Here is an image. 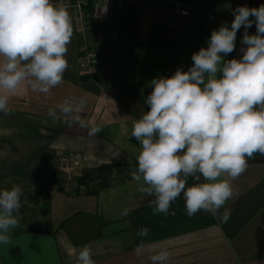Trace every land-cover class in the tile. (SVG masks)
I'll list each match as a JSON object with an SVG mask.
<instances>
[{"label": "crops", "instance_id": "crops-1", "mask_svg": "<svg viewBox=\"0 0 264 264\" xmlns=\"http://www.w3.org/2000/svg\"><path fill=\"white\" fill-rule=\"evenodd\" d=\"M261 4L264 0H132L108 22L92 21L84 38L68 9L74 35L63 82L48 95L22 87L10 97L11 114L0 112V188L16 184L23 190L18 225L10 243L0 244V264H75L83 245L92 249L96 264H151L149 257L161 249L170 252L168 264H264V155L248 158L246 171L231 180L233 196L215 214L189 217L181 195L169 215H153L152 197L130 175L140 150L131 135L133 121L148 111L149 82L177 68L187 71L192 54L207 48L211 31L231 25L233 9ZM177 9L191 14L181 17ZM125 15L134 18L133 32L123 27ZM248 31L254 35L255 25ZM243 32H237L236 48L226 59L241 58ZM81 46L96 55L94 77L79 68ZM67 97L86 98L80 115L100 133L89 136L59 110L58 120L48 115L49 107ZM84 153L87 168L109 167L120 180L86 195L58 192L45 198L50 186L63 181L58 160ZM142 227L150 229L148 236L136 235Z\"/></svg>", "mask_w": 264, "mask_h": 264}, {"label": "clouds", "instance_id": "clouds-1", "mask_svg": "<svg viewBox=\"0 0 264 264\" xmlns=\"http://www.w3.org/2000/svg\"><path fill=\"white\" fill-rule=\"evenodd\" d=\"M231 14V25L224 22L211 31L207 48L192 54L187 71L177 68L172 76L149 82L148 111L133 121L131 135L140 150L130 175L141 184L138 190L152 197L153 215H169L181 195L189 217L219 212L233 196L231 180L246 171L248 158L264 155V4L238 6ZM253 24L256 33L250 35ZM241 28L242 56L226 59ZM73 35L64 3L0 0V112L11 114L10 97L22 87L48 95L63 82ZM86 103L83 97H67L49 107L48 115L58 120L59 110L94 136L101 129L80 115ZM22 194L16 184L0 188V244L11 241ZM228 218L225 209L223 219ZM149 232L142 227L136 235ZM149 259L151 264H168L170 252L161 249ZM75 264H96L88 245L76 253Z\"/></svg>", "mask_w": 264, "mask_h": 264}, {"label": "built area", "instance_id": "built-area-1", "mask_svg": "<svg viewBox=\"0 0 264 264\" xmlns=\"http://www.w3.org/2000/svg\"><path fill=\"white\" fill-rule=\"evenodd\" d=\"M132 0H53L54 3H64L72 12L77 33L81 37L88 34L92 21L108 22L115 11L123 12ZM181 17H189L190 12L177 9ZM96 55L86 46L79 48V68L84 74H93L96 67ZM88 155L62 157L58 160L57 168L63 181L54 183L45 194L49 198L52 194L62 192L70 196L86 195L97 187L116 184L119 174L115 170L98 172V169L86 167Z\"/></svg>", "mask_w": 264, "mask_h": 264}, {"label": "trees", "instance_id": "trees-1", "mask_svg": "<svg viewBox=\"0 0 264 264\" xmlns=\"http://www.w3.org/2000/svg\"><path fill=\"white\" fill-rule=\"evenodd\" d=\"M123 20H124V23H123L124 29L127 32H133L134 29H135L134 28V18H132V17H130L128 15H125ZM94 74H95V72L93 74H91V75L83 73V76H85V77H94L95 76ZM109 170H110V168L106 167V166H101V167L98 168V172H104V171H109Z\"/></svg>", "mask_w": 264, "mask_h": 264}]
</instances>
